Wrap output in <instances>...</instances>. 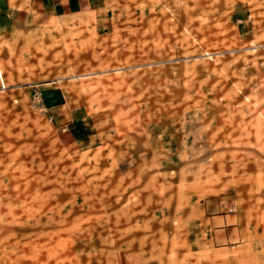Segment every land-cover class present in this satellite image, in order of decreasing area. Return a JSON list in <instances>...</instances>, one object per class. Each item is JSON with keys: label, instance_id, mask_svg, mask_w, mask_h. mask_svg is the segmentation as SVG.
Returning <instances> with one entry per match:
<instances>
[{"label": "rangeland", "instance_id": "obj_1", "mask_svg": "<svg viewBox=\"0 0 264 264\" xmlns=\"http://www.w3.org/2000/svg\"><path fill=\"white\" fill-rule=\"evenodd\" d=\"M31 2L0 0V264H264V0Z\"/></svg>", "mask_w": 264, "mask_h": 264}, {"label": "crops", "instance_id": "obj_2", "mask_svg": "<svg viewBox=\"0 0 264 264\" xmlns=\"http://www.w3.org/2000/svg\"><path fill=\"white\" fill-rule=\"evenodd\" d=\"M81 5V0H32L31 7L40 12H52L53 10L60 13H69ZM3 65L0 63V72L2 74ZM57 97V91H52V100Z\"/></svg>", "mask_w": 264, "mask_h": 264}, {"label": "bare ground", "instance_id": "obj_3", "mask_svg": "<svg viewBox=\"0 0 264 264\" xmlns=\"http://www.w3.org/2000/svg\"><path fill=\"white\" fill-rule=\"evenodd\" d=\"M0 75H1V72H0Z\"/></svg>", "mask_w": 264, "mask_h": 264}]
</instances>
